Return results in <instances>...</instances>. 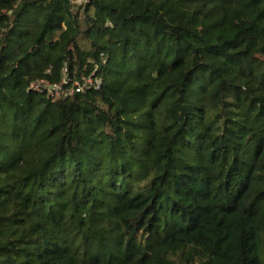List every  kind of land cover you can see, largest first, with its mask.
Returning a JSON list of instances; mask_svg holds the SVG:
<instances>
[{
    "label": "trees",
    "instance_id": "16d2710c",
    "mask_svg": "<svg viewBox=\"0 0 264 264\" xmlns=\"http://www.w3.org/2000/svg\"><path fill=\"white\" fill-rule=\"evenodd\" d=\"M0 264H264V0H0Z\"/></svg>",
    "mask_w": 264,
    "mask_h": 264
},
{
    "label": "built area",
    "instance_id": "2783aa9c",
    "mask_svg": "<svg viewBox=\"0 0 264 264\" xmlns=\"http://www.w3.org/2000/svg\"><path fill=\"white\" fill-rule=\"evenodd\" d=\"M64 83H67L65 80ZM101 85V80L100 79H95L93 80L91 77H87L82 80L81 83L75 82L74 85L70 88L68 91L69 93H72L73 91L79 92L82 91L86 87L94 86L95 88H99ZM46 86L50 91L55 90L56 94H58V90L60 89L58 86H52V85H47L46 82L38 83L33 85V88L35 90H39L41 87Z\"/></svg>",
    "mask_w": 264,
    "mask_h": 264
},
{
    "label": "rangeland",
    "instance_id": "374dc122",
    "mask_svg": "<svg viewBox=\"0 0 264 264\" xmlns=\"http://www.w3.org/2000/svg\"><path fill=\"white\" fill-rule=\"evenodd\" d=\"M72 1L75 2L76 5H77V4L81 3V2H83L84 0H72Z\"/></svg>",
    "mask_w": 264,
    "mask_h": 264
}]
</instances>
